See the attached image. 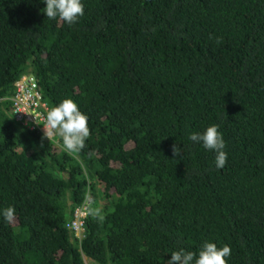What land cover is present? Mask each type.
I'll return each instance as SVG.
<instances>
[{"label":"trees","instance_id":"1","mask_svg":"<svg viewBox=\"0 0 264 264\" xmlns=\"http://www.w3.org/2000/svg\"><path fill=\"white\" fill-rule=\"evenodd\" d=\"M81 3L69 25L43 0H0V210L16 217L0 216V264H167L205 242L264 264V0ZM25 74L50 108L86 114L79 153L15 119ZM214 124L223 169L189 139ZM89 206L104 220L88 213L80 240Z\"/></svg>","mask_w":264,"mask_h":264},{"label":"clouds","instance_id":"2","mask_svg":"<svg viewBox=\"0 0 264 264\" xmlns=\"http://www.w3.org/2000/svg\"><path fill=\"white\" fill-rule=\"evenodd\" d=\"M43 2L46 7L42 9V12L48 19L59 18L60 21L74 25L78 22L79 17L84 15V6L81 0H43ZM216 41L220 43L221 39L217 37ZM9 99L11 100V98ZM27 115L34 117L36 121L34 115ZM44 121V132L39 129L34 130L43 132L42 140L47 138L50 141L54 135H58L64 149L69 153H79L86 147L85 141L90 135L88 117L79 110L78 105L73 100L64 99L52 108L49 106L44 115ZM189 139L194 143H202L204 148L214 151L216 153V167L218 169L224 168L227 162V153L224 151L225 141L218 131V125L214 124L207 127L203 133H192ZM54 142L58 144L59 141ZM172 155L174 158L181 156V148L176 143L172 145ZM86 204H88V198H86ZM88 213L100 222L104 220L99 209L89 206ZM0 216L5 222L11 224L16 219L15 209L13 207L2 209ZM76 237L82 240L80 236L76 235ZM230 255L231 248L228 245L218 248L215 243L205 242L198 253L184 249L171 251V257L167 264H227L225 258ZM91 260L83 255L84 262L82 264H95L93 261L91 263Z\"/></svg>","mask_w":264,"mask_h":264},{"label":"built area","instance_id":"3","mask_svg":"<svg viewBox=\"0 0 264 264\" xmlns=\"http://www.w3.org/2000/svg\"><path fill=\"white\" fill-rule=\"evenodd\" d=\"M15 88L16 93L11 97V110L15 119L24 127H28L31 130L39 129L44 132V115L48 111L49 105L44 101L35 77L30 74L23 75L16 82ZM27 114L34 115L36 121L34 117ZM84 208L85 211H83ZM86 210V207H83L76 211L77 217L73 223L78 236H80L84 228L82 226L84 218L80 214L86 213ZM78 221L80 226H77Z\"/></svg>","mask_w":264,"mask_h":264},{"label":"water","instance_id":"4","mask_svg":"<svg viewBox=\"0 0 264 264\" xmlns=\"http://www.w3.org/2000/svg\"><path fill=\"white\" fill-rule=\"evenodd\" d=\"M83 211H85V208L83 209ZM83 211H82V212H83ZM80 216H83V218L86 219V218L88 217V212H86V213L83 212L82 214H80ZM77 226H80V225H79V221L77 222ZM82 226H83L84 228H83L82 233L80 234V238H81V239H83V238L86 236V224H85V222L82 223Z\"/></svg>","mask_w":264,"mask_h":264},{"label":"rangeland","instance_id":"5","mask_svg":"<svg viewBox=\"0 0 264 264\" xmlns=\"http://www.w3.org/2000/svg\"><path fill=\"white\" fill-rule=\"evenodd\" d=\"M13 114V113H12ZM14 116V115H13ZM21 125V124H20ZM22 126V125H21ZM57 136L58 135H54L52 138H51V141H56V142H58L59 141V138H58V140H57ZM47 139V138H46ZM48 140V139H47ZM49 141V140H48ZM91 263H92V260H91Z\"/></svg>","mask_w":264,"mask_h":264}]
</instances>
